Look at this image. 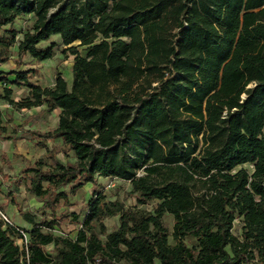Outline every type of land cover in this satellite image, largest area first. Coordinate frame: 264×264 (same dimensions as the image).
<instances>
[{
	"label": "trees",
	"instance_id": "1",
	"mask_svg": "<svg viewBox=\"0 0 264 264\" xmlns=\"http://www.w3.org/2000/svg\"><path fill=\"white\" fill-rule=\"evenodd\" d=\"M54 35L84 54L68 48L70 86L57 73L41 87L20 66L51 58L57 44L41 43ZM14 46L16 69L0 81L28 93L10 103L59 109L50 131L14 126L51 160L14 183L53 218L28 230L27 251L0 221V264H264V0H0V63ZM63 149L73 162L55 158ZM98 177L128 182L136 204L106 199ZM87 183L83 214L67 215L74 238L42 231Z\"/></svg>",
	"mask_w": 264,
	"mask_h": 264
},
{
	"label": "rangeland",
	"instance_id": "2",
	"mask_svg": "<svg viewBox=\"0 0 264 264\" xmlns=\"http://www.w3.org/2000/svg\"><path fill=\"white\" fill-rule=\"evenodd\" d=\"M34 17L31 14L17 18L13 27L18 31V37L31 27ZM49 42H55L57 45L51 58L37 61L26 55L23 58L21 70L33 69L35 74L32 81L41 87H48L54 83L55 76L59 73L70 86L72 82V63L75 55L68 49L69 46H75L77 53L84 54L82 46L78 42L72 45L64 46L61 44L60 37L54 35L48 42L41 43V46L48 45ZM16 57V46L11 47L8 52L6 61L0 63V72L9 73L16 69L14 60ZM3 75L0 74V78ZM14 75H7V80H12ZM28 93L25 87H18L14 84L0 81V207L8 215L11 222L22 228L27 237L28 230L34 223H40L44 220H50L53 216L48 210L40 208L41 202L35 196L26 192L24 183L16 185L15 178L20 170L29 163L41 162L49 165L51 160L47 148H38L34 145L35 139L26 133L15 130L14 126L22 125V130L36 129L40 132L52 130L58 122L59 109L53 111L44 110L45 106L18 108L10 103L21 101ZM55 144L59 141L55 140ZM53 143L48 142V146ZM63 164L73 162L75 157L72 151L61 150L55 157ZM247 167V165H244ZM98 189L101 190L108 200L118 199L126 207L134 206L135 199L129 194L130 186L128 182L121 181L116 178H97ZM68 191V187H64ZM92 195L91 184H84L74 196L70 197L72 205L65 206L61 203L58 205L55 215L67 216L70 213L83 214L85 204ZM153 203L142 205L140 207L151 209ZM22 213H27L33 221L27 222ZM166 226L171 232L173 219L170 215H166ZM104 225L107 232H110L118 225L117 217L104 219ZM79 228V224L71 222L69 217H63V220L55 224L49 229L42 227L44 232H50L54 235L68 236L74 238ZM234 233H240V227L236 223ZM188 245H194L192 239L186 240ZM17 243L19 241L17 240ZM51 245L47 246V250L51 249ZM54 255V253H53Z\"/></svg>",
	"mask_w": 264,
	"mask_h": 264
},
{
	"label": "built area",
	"instance_id": "3",
	"mask_svg": "<svg viewBox=\"0 0 264 264\" xmlns=\"http://www.w3.org/2000/svg\"><path fill=\"white\" fill-rule=\"evenodd\" d=\"M0 221L4 224V225H14L10 218L8 217V215L1 209L0 207ZM15 228L17 229V231L19 232L20 236L18 238L19 244L24 248L25 251H27V241H28V237L25 233V231L21 228H17L16 225H14Z\"/></svg>",
	"mask_w": 264,
	"mask_h": 264
},
{
	"label": "crops",
	"instance_id": "4",
	"mask_svg": "<svg viewBox=\"0 0 264 264\" xmlns=\"http://www.w3.org/2000/svg\"><path fill=\"white\" fill-rule=\"evenodd\" d=\"M56 126H57V125H56ZM56 126H55V127H56ZM55 127H54V128H55ZM54 128H53V129H54ZM19 131H20V130H19Z\"/></svg>",
	"mask_w": 264,
	"mask_h": 264
}]
</instances>
